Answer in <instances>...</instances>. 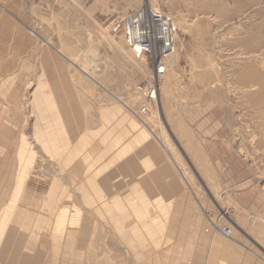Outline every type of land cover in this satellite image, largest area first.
Returning a JSON list of instances; mask_svg holds the SVG:
<instances>
[{
	"label": "rangeland",
	"instance_id": "rangeland-1",
	"mask_svg": "<svg viewBox=\"0 0 264 264\" xmlns=\"http://www.w3.org/2000/svg\"><path fill=\"white\" fill-rule=\"evenodd\" d=\"M142 7L171 20L160 63L124 36ZM214 146L251 174L255 210L224 167L214 185ZM4 194L39 264H183L200 231L222 261L264 264V0H0Z\"/></svg>",
	"mask_w": 264,
	"mask_h": 264
},
{
	"label": "crops",
	"instance_id": "crops-1",
	"mask_svg": "<svg viewBox=\"0 0 264 264\" xmlns=\"http://www.w3.org/2000/svg\"><path fill=\"white\" fill-rule=\"evenodd\" d=\"M203 111L201 114L203 117L205 116V113L207 112L205 103L203 106ZM219 112L218 110H212L209 115L210 118L209 120L212 121H218L219 117ZM215 131H213L214 133ZM214 137L216 138V134H212L210 132L205 133V137ZM212 150L210 154H213L214 157L217 159V161L220 163V167H215V181L214 185H223V178L228 177L229 178V186H230V191L232 190L233 192H230V196L233 201L238 203V201H244L246 202V207L248 209H253L255 210L256 206L255 205H250L249 202L253 203L257 201L259 198L258 195H254L249 192L248 187H251L252 185V177L251 174H249L247 171L245 174H241L239 176L238 172V163H237V157H233V163H232V158H230V162L227 166H222V160L224 161L225 159L221 158V151L223 150L219 146H214V148H211ZM219 155V156H218ZM221 160V161H220ZM222 167L225 169V177L222 175ZM227 167V168H226ZM240 177V180H239ZM225 185H227L225 183ZM241 186V191H239V187ZM8 194H4L0 196V264H39L37 260L33 261L31 253H30V248L29 245H25L23 242L26 241L24 235H21L19 232L23 228L25 231H29V222H19L18 218L20 217L21 219L23 217L29 218L28 214H24L23 211H17L13 210L10 215H7L6 209L9 207L12 195H8V200L5 199ZM179 195V194H178ZM9 196L11 197L9 199ZM235 197V199H234ZM168 201L174 200L175 198L172 197H166L165 198ZM259 200V199H258ZM7 201V202H6ZM6 203V204H5ZM2 210V211H1ZM15 222V224H14ZM24 224V225H23ZM25 226V227H24ZM26 228V229H25ZM206 228V227H205ZM204 229V226H203ZM31 230V229H30ZM201 234L203 233L200 231ZM208 231L205 230V233ZM210 232V231H209ZM199 236L196 237L197 239L191 240L192 242L189 245H202V247L199 249L201 252L203 250V257H201L199 254L188 258L187 261H183V264H208L209 262V256L211 255V252H215L214 258H213V263L217 264L218 262L216 260H219L218 264H237V262H230L228 259L230 257L222 258L220 255H222L221 250H222V245L218 242L215 245H213V241L211 239H207L206 237H201V234L198 233ZM194 238V237H193ZM208 241V243H207ZM18 243L19 245H11ZM215 242V241H214ZM10 244V245H9ZM207 249V250H206ZM207 252V253H206ZM202 254V253H201ZM220 256V258H219ZM33 261V262H32Z\"/></svg>",
	"mask_w": 264,
	"mask_h": 264
},
{
	"label": "built area",
	"instance_id": "built-area-1",
	"mask_svg": "<svg viewBox=\"0 0 264 264\" xmlns=\"http://www.w3.org/2000/svg\"><path fill=\"white\" fill-rule=\"evenodd\" d=\"M150 11L153 16L152 18L154 22H157L160 26L165 24V28L162 29V33H163L164 40H165L164 45H166V50L161 54L160 59L168 58L169 56L174 55L176 51L175 40L172 38L173 35L171 32L172 31L171 30L172 27L170 24L171 20L165 17L164 15H161L160 13L156 12L152 7H150ZM141 12L142 10L131 14L126 20V23L123 29L128 46L134 51V53L137 55L138 58H141L145 54L151 55V49H152V43L141 40V37L139 35L140 33H137L138 28L134 24V21L136 22V20L140 17ZM148 31L151 32V26L149 27ZM160 38L162 39V36ZM156 86L157 84L155 83H154V86H151L150 83H148L147 89H151V90L153 89L155 91ZM155 100H156V97L154 95V92H152L148 96V101L152 103ZM142 112L145 116L149 115L148 110L146 111L145 109H143ZM225 234H230V230L226 229Z\"/></svg>",
	"mask_w": 264,
	"mask_h": 264
},
{
	"label": "bare ground",
	"instance_id": "bare-ground-1",
	"mask_svg": "<svg viewBox=\"0 0 264 264\" xmlns=\"http://www.w3.org/2000/svg\"><path fill=\"white\" fill-rule=\"evenodd\" d=\"M140 10H142V12L140 13V17L136 20V22L134 21L135 26L138 28L137 33H140L139 35H140L142 41L152 43L151 55L145 54L140 59L145 61V60H148L149 57H152L155 63H159V61L162 60V59H160L161 54L166 50V45H164L165 40H164V36L162 33V29L165 28V24L160 26L157 22L153 21V18H152L153 16L151 14L150 8L144 9V7H142ZM140 10H138V11H140ZM150 26H151V32L148 31ZM124 36H125V34H124ZM161 36H162V39L160 38ZM167 42H168V40H167ZM133 53H134V51H133ZM148 83H150L151 86H154L153 82H148ZM152 92H154V95L156 97V100L153 101L152 103H156L157 102V96H158L157 86H156L155 91L153 89L151 90V89L146 88L147 99H148L149 94H151ZM145 110L147 111L148 109H145ZM142 114H143V112H142ZM149 115H150V112H149ZM149 115L148 116L144 115V116L149 117Z\"/></svg>",
	"mask_w": 264,
	"mask_h": 264
}]
</instances>
